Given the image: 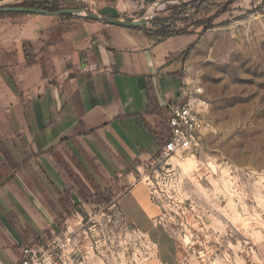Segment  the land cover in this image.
I'll use <instances>...</instances> for the list:
<instances>
[{
	"label": "crops",
	"instance_id": "1",
	"mask_svg": "<svg viewBox=\"0 0 264 264\" xmlns=\"http://www.w3.org/2000/svg\"><path fill=\"white\" fill-rule=\"evenodd\" d=\"M82 1L112 16L122 0ZM193 42L76 17L0 16V251L9 264L56 234L79 202L78 179L93 189L85 175L94 185L114 179L123 220L155 233L158 206L133 174L158 152ZM99 158L113 163V178Z\"/></svg>",
	"mask_w": 264,
	"mask_h": 264
},
{
	"label": "rangeland",
	"instance_id": "2",
	"mask_svg": "<svg viewBox=\"0 0 264 264\" xmlns=\"http://www.w3.org/2000/svg\"><path fill=\"white\" fill-rule=\"evenodd\" d=\"M44 1L101 14L82 0H0V8ZM230 1L207 0L188 10L167 4L142 27L160 37L194 36L184 54L183 88L201 91L213 128L196 150L177 154L193 157L186 169L173 156L134 172L158 206L155 233L147 237L130 227L116 206L115 180L96 177L100 190L80 197L56 234L42 241L58 249L59 264H264V0ZM154 3L122 0L111 17L140 19ZM99 161L113 178V163ZM9 254L0 251L4 264Z\"/></svg>",
	"mask_w": 264,
	"mask_h": 264
},
{
	"label": "built area",
	"instance_id": "3",
	"mask_svg": "<svg viewBox=\"0 0 264 264\" xmlns=\"http://www.w3.org/2000/svg\"><path fill=\"white\" fill-rule=\"evenodd\" d=\"M200 95V90L190 94L183 88L182 98L167 107V134L153 161L166 164L176 153L194 151L199 147L202 137L213 131L210 122L205 119L206 104ZM58 258H61L58 249L41 241L24 247L18 264H59Z\"/></svg>",
	"mask_w": 264,
	"mask_h": 264
},
{
	"label": "water",
	"instance_id": "4",
	"mask_svg": "<svg viewBox=\"0 0 264 264\" xmlns=\"http://www.w3.org/2000/svg\"><path fill=\"white\" fill-rule=\"evenodd\" d=\"M194 0H162L157 3H154L151 8L155 5L161 4L163 7L167 4L172 5H188ZM150 8V9H151ZM160 10V9H159ZM158 9H153L152 14L148 16L147 14L140 19L136 20H124L119 19L116 17H111L103 14H98L95 12L88 11L86 9H62L55 12H48L44 10L34 9V8H26V7H2L0 8V13H22V14H34V15H41V16H50V17H60V16H71L76 18H81L89 21H94L97 23H101L107 26L125 28V29H133V28H140L148 25L152 15Z\"/></svg>",
	"mask_w": 264,
	"mask_h": 264
},
{
	"label": "trees",
	"instance_id": "5",
	"mask_svg": "<svg viewBox=\"0 0 264 264\" xmlns=\"http://www.w3.org/2000/svg\"><path fill=\"white\" fill-rule=\"evenodd\" d=\"M205 1L207 0H194L192 1L190 4H188L186 7H184L183 9L185 10H188L189 8H195V6H200L201 4H203ZM237 0H231L230 2L231 3H234L236 2ZM20 7H28V6H20ZM31 8H37V9H40V10H44V11H49V12H55V11H58V10H62L61 7L58 6V4L54 3V2H48V1H44L43 2V5H40V6H29ZM75 7H68L66 9H74ZM172 10H175L174 7L170 8ZM13 15H22V13H0V16H13ZM62 18H71V16H60ZM169 36H180V34H177V33H174V34H169L167 37ZM167 134V131H165V133L163 135L166 136ZM85 179L86 180H89L90 181V184L92 186V188L94 190H97L99 191V186H96L94 185V182L90 180V178H88L86 175H85ZM78 187H79V197H83V195H88L89 194V190L84 186V184L81 182L80 179H78Z\"/></svg>",
	"mask_w": 264,
	"mask_h": 264
},
{
	"label": "bare ground",
	"instance_id": "6",
	"mask_svg": "<svg viewBox=\"0 0 264 264\" xmlns=\"http://www.w3.org/2000/svg\"><path fill=\"white\" fill-rule=\"evenodd\" d=\"M163 5L161 4H158V5H155L153 8L150 9V11L148 12V14H152V11L153 9H159L160 7H162ZM181 153V152H180ZM180 153H176L175 155H173L171 161H174V163L183 168V169H186V167L190 166L192 163H193V157H186V158H176L177 157V154H180Z\"/></svg>",
	"mask_w": 264,
	"mask_h": 264
}]
</instances>
